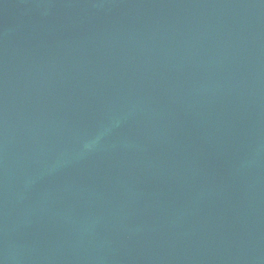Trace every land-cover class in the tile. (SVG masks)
Instances as JSON below:
<instances>
[{
	"label": "water",
	"instance_id": "95a60500",
	"mask_svg": "<svg viewBox=\"0 0 264 264\" xmlns=\"http://www.w3.org/2000/svg\"><path fill=\"white\" fill-rule=\"evenodd\" d=\"M0 264H264V0H0Z\"/></svg>",
	"mask_w": 264,
	"mask_h": 264
}]
</instances>
